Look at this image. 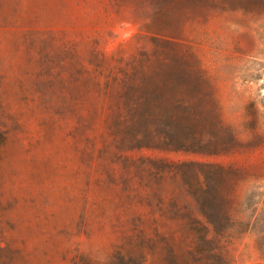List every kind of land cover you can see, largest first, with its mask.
<instances>
[{"label":"rangeland","instance_id":"obj_1","mask_svg":"<svg viewBox=\"0 0 264 264\" xmlns=\"http://www.w3.org/2000/svg\"><path fill=\"white\" fill-rule=\"evenodd\" d=\"M0 264H264V0H0Z\"/></svg>","mask_w":264,"mask_h":264},{"label":"trees","instance_id":"obj_2","mask_svg":"<svg viewBox=\"0 0 264 264\" xmlns=\"http://www.w3.org/2000/svg\"><path fill=\"white\" fill-rule=\"evenodd\" d=\"M133 102H135V101H133ZM195 134H198V135H200L201 134V132H197V133H195ZM188 140V139H187ZM181 146H185V143H183ZM187 148V147H186Z\"/></svg>","mask_w":264,"mask_h":264}]
</instances>
